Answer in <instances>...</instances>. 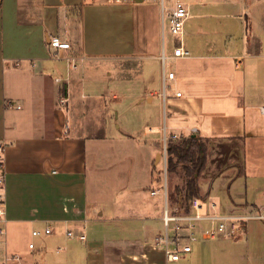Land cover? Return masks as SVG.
Returning a JSON list of instances; mask_svg holds the SVG:
<instances>
[{"label":"crops","instance_id":"crops-1","mask_svg":"<svg viewBox=\"0 0 264 264\" xmlns=\"http://www.w3.org/2000/svg\"><path fill=\"white\" fill-rule=\"evenodd\" d=\"M181 1L189 15L175 37L167 13L176 0H2L8 221L0 264L10 254L22 256L11 264H182L196 249V264L263 263L261 232L246 243L192 244L176 262L154 242L164 227L157 168L164 129L171 136L264 135V122L255 121V111L264 116V0ZM55 36L70 48L53 47ZM180 45L190 57H174ZM167 69L175 79L164 96ZM126 81L138 90L133 105L147 112L141 119L152 121L143 130L149 151L104 164L96 144L113 120L106 97L117 98L116 84ZM121 131L109 135L112 143L132 137ZM48 225L50 234L32 235Z\"/></svg>","mask_w":264,"mask_h":264},{"label":"rangeland","instance_id":"rangeland-1","mask_svg":"<svg viewBox=\"0 0 264 264\" xmlns=\"http://www.w3.org/2000/svg\"><path fill=\"white\" fill-rule=\"evenodd\" d=\"M175 37H180V35H175ZM167 89L169 90V88ZM113 92L117 94V98L113 99L111 92L110 95H107L106 97V99L110 102L109 105L110 111L113 115V120L109 122L107 128V137L100 138L99 140H97L98 142L96 144V148L98 150V153L100 154V160L104 164L117 162L122 158L127 160L128 154L135 155L137 158H141L142 154L149 151L148 147H144V141L146 138L144 139L143 130L148 129L149 124H152V121L141 119L144 118L143 115H146L147 112L145 110H142L140 106H134L132 103L138 95V90L136 89L131 91L129 88V84L126 81L123 84L117 83L116 88ZM255 115V121L258 124H263L264 116H262L260 110L255 111ZM116 125H119V128ZM102 126L103 125L101 123V131ZM105 129H103V131ZM130 129L132 131H129ZM121 130L126 133L129 132L132 137H127L126 134L123 138L125 140L112 143V139L109 135H115L118 132L122 133ZM256 132L257 131H255V133ZM167 134L169 136L170 131H167ZM181 136L183 135H170L169 137L179 139V137ZM138 139L141 140L139 141V144H137ZM237 139L238 140H234V143L237 147L234 151H239L240 154L237 155L242 158V160L243 156L245 159V162L243 163L244 165L242 166V170L240 172L236 167H231L225 169V171L219 177L212 178V175L218 172V170L221 168V159L226 158V155H224L223 150L218 145L210 150L208 166L200 179L202 198H204V202H206L204 208L201 210V213L207 210L211 202L217 204L218 211H241L250 208L252 205L259 204L264 200V135H257L256 137L247 138L238 137ZM89 150L90 160L93 156V154L91 155L92 147L89 148ZM159 160L160 157L158 159V162H160ZM226 161V163H229L231 165L233 163H236L238 161V158L235 155L230 154ZM162 162L163 161H161V163L158 165V169L163 168ZM137 163L140 164V160L137 161ZM125 164L127 165V161L125 162ZM138 165L135 169V172L137 174L139 172ZM178 182L179 180L176 177L172 180L169 179L168 184L171 192L174 189V185ZM117 184L118 187H122L121 182ZM124 186L126 185L124 184ZM208 190L210 191V196L204 197ZM119 194L120 193H117V195ZM253 201L256 202L252 203ZM171 229L172 225L169 227V231ZM165 232L166 227L164 225L162 234H165ZM182 232H185V230H183ZM260 232L262 233V242L264 245V222L258 220L249 221L246 226V233H244L239 238V243L252 241L254 235L257 237L258 233L260 234ZM247 236H249V239H247ZM5 238V235H0V257L3 251L2 248L4 246L3 242H5ZM185 240L186 239H184V241ZM224 240L230 241L229 239H215L208 242L199 241L193 243V245L197 247L200 245H212ZM196 251L189 255V257H193V261L191 258L190 262L188 263L186 260H188L189 257H187L186 260L184 259L182 261V264H196ZM186 255H183L182 259ZM215 260L216 262H213V264H218L221 262L219 258H215ZM212 261L213 259L211 260V264ZM239 263L245 264V260H241ZM206 264H209V262H206ZM262 264H264V260Z\"/></svg>","mask_w":264,"mask_h":264},{"label":"built area","instance_id":"built-area-1","mask_svg":"<svg viewBox=\"0 0 264 264\" xmlns=\"http://www.w3.org/2000/svg\"><path fill=\"white\" fill-rule=\"evenodd\" d=\"M189 15V8L186 3L176 0L174 7L167 13L170 31L175 35H182L184 32L185 20ZM50 44L55 48L68 49L70 43L62 41L55 36L50 39ZM191 51L180 45L174 48V57H190ZM174 71H164L163 95L166 94L168 87L167 80H174ZM182 92H176V96H181ZM61 103L65 104L66 99L62 98ZM12 106V104H10ZM264 111V107H263ZM163 134V183L162 193L165 197V206L163 212V222L166 227L165 234L157 235L154 239L156 245L161 246L167 255L169 261H180L183 255L192 251V244L203 240L229 239L237 240L245 232L246 226L251 220L264 222V203L252 205L250 208L241 211H218L217 204L211 202L207 210L201 213L205 203L199 198H194L191 203V212L182 213L178 207L170 206L168 203V178H167V159H168V140L169 136L164 129ZM6 149L7 143L0 140V235L6 234L7 229V188H6ZM157 193V190L152 192ZM172 229L169 231V227ZM204 225V226H203ZM181 230V231H179ZM185 230V232H182ZM52 232L50 225L43 230L35 229L33 236L48 235ZM69 237H77L85 240L87 236L84 233L76 234L72 230L67 231ZM184 239H186L184 241ZM29 248L34 249L35 243H29ZM22 256L19 254H10L6 256L2 264H11L20 262Z\"/></svg>","mask_w":264,"mask_h":264},{"label":"trees","instance_id":"trees-1","mask_svg":"<svg viewBox=\"0 0 264 264\" xmlns=\"http://www.w3.org/2000/svg\"><path fill=\"white\" fill-rule=\"evenodd\" d=\"M1 2L2 0H0V7ZM235 139L238 140L236 137L211 138L203 137L199 134L183 135L179 137V139L169 138L167 143L168 183L169 179L172 180L175 177L179 180V182L174 185L172 192L168 184V203L170 206H176L180 212L188 213L191 212V203L194 198H199L204 201L201 193L200 179L208 166L210 150L217 145L221 147L226 158L221 159V168L212 175V178L219 177L227 168L236 167L239 172L242 170L245 159L244 156L243 160L238 156L240 154L239 151H234L237 148L234 143ZM230 154L238 158V161L231 165L226 163V159ZM209 190L204 197L210 196ZM201 241L208 242L210 240L204 238Z\"/></svg>","mask_w":264,"mask_h":264}]
</instances>
